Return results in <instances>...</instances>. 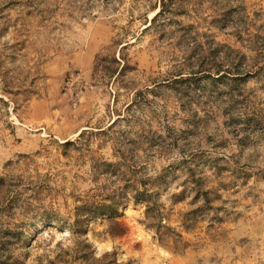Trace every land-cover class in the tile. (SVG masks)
<instances>
[{
    "label": "rangeland",
    "instance_id": "rangeland-1",
    "mask_svg": "<svg viewBox=\"0 0 264 264\" xmlns=\"http://www.w3.org/2000/svg\"><path fill=\"white\" fill-rule=\"evenodd\" d=\"M158 1L0 0V176L49 173L63 191L62 220L25 221L13 247L0 198V264H264V0H177L151 25ZM115 120L114 147L164 176L159 235L131 201L73 227L92 183L64 143Z\"/></svg>",
    "mask_w": 264,
    "mask_h": 264
},
{
    "label": "trees",
    "instance_id": "trees-1",
    "mask_svg": "<svg viewBox=\"0 0 264 264\" xmlns=\"http://www.w3.org/2000/svg\"><path fill=\"white\" fill-rule=\"evenodd\" d=\"M176 1L159 0L153 5L151 9H157V13L152 18L151 25L167 13L176 15V11L171 8V5ZM208 2L213 3L218 9L235 2L243 13L246 11L243 0H208ZM116 123L117 120L113 121L107 128L96 134L83 131L73 142L64 143V147L72 146V151L78 154L77 161L83 165L88 163L90 182L92 183V187L86 194L75 200L79 205L73 209V227L76 234H85L89 224L98 218L121 217L123 214L120 212V207L131 201L135 205L144 206L143 219L146 222V227L155 229L159 235V223L163 220V216L156 199L158 193L164 191V183L161 180L164 176L161 174L162 176L154 179L142 176L134 166V150L127 147H114L115 138L112 130ZM107 143H110L114 148L113 162L105 160L99 154ZM189 172L191 174V171ZM192 184L195 191L192 205L197 207L198 199L201 196L204 201L209 202L208 194L204 190V183L198 179L192 181ZM62 195V189L58 188L49 173L42 174L35 171L32 174L29 171H22L12 174L11 171H6L0 176V198L7 201L5 208L7 218H14V220H9L7 223L9 229H6L5 232L9 235L5 236L4 242L13 247L22 234L25 221L32 223L36 219L62 220L57 209L53 207L56 197ZM16 216L20 219L15 220Z\"/></svg>",
    "mask_w": 264,
    "mask_h": 264
}]
</instances>
